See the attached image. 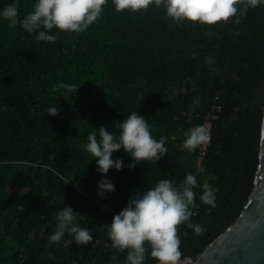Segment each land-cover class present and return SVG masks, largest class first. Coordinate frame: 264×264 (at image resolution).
<instances>
[{
  "label": "trees",
  "instance_id": "obj_1",
  "mask_svg": "<svg viewBox=\"0 0 264 264\" xmlns=\"http://www.w3.org/2000/svg\"><path fill=\"white\" fill-rule=\"evenodd\" d=\"M11 2L0 0V7ZM34 3L19 0V16ZM52 31L55 42L38 41L0 19V218L2 239L16 245L7 255L0 248V264H124L126 252L113 248L107 235L113 216L130 196L163 178L179 186L187 173L216 191L217 206L210 208L197 187L193 215L178 226L180 259L197 260L238 221L255 188L264 118V6L250 8L239 23L207 25L173 21L163 7L116 12L108 0L85 32ZM61 83L81 87L64 95ZM53 105L61 108L57 117L46 113ZM133 111L164 140L167 155L129 169L131 157L114 152L124 167L109 170L115 191L101 198L102 175L81 145L92 127L118 136L115 123ZM213 115L211 145L199 166L200 146L183 149L184 133ZM65 205L81 215V227L96 230L88 246L49 243ZM195 224L205 231L194 234ZM146 264H156L147 253Z\"/></svg>",
  "mask_w": 264,
  "mask_h": 264
},
{
  "label": "clouds",
  "instance_id": "obj_2",
  "mask_svg": "<svg viewBox=\"0 0 264 264\" xmlns=\"http://www.w3.org/2000/svg\"><path fill=\"white\" fill-rule=\"evenodd\" d=\"M107 3L108 0H35L33 10L21 18L19 0H12L0 7V19L6 21L9 27L19 24L27 33H35L38 41L55 42L57 35L52 30L83 33L98 22ZM111 3L116 12H141L150 7H163L165 15L173 21L207 25L230 19L239 23L250 8L264 6V0H111ZM60 87L65 90L64 95H76L81 86L61 83ZM46 113L57 117L61 108L48 106ZM115 128L118 129V136L105 126L92 127L86 142L81 145L83 151L95 158L96 171L102 175L98 181L101 198L105 197V193L115 191L114 184L107 178L109 170L115 168L119 171L124 167L122 159L113 158L114 152L123 149L131 157L129 169L142 161L158 163L168 152L164 140H157L152 135V125L148 120L135 111L117 121ZM184 137L181 146L189 152H194L211 138L204 125L190 128ZM197 187L202 188L200 201L215 208V189L207 181L199 185L192 173H187L179 186L163 178L140 195L129 197L126 207L113 216L107 230L112 247L126 252L124 264H146V253L155 259L156 264H177L181 257L178 226L188 223L193 215L190 206L195 203L197 193L194 190ZM80 216L69 205L60 209L56 215L55 231L48 237L49 243L91 244L96 230L81 227L77 222ZM191 227L196 235L205 231L199 224ZM65 236L70 239L65 240Z\"/></svg>",
  "mask_w": 264,
  "mask_h": 264
},
{
  "label": "water",
  "instance_id": "obj_3",
  "mask_svg": "<svg viewBox=\"0 0 264 264\" xmlns=\"http://www.w3.org/2000/svg\"><path fill=\"white\" fill-rule=\"evenodd\" d=\"M254 191L242 215L195 264H264V118Z\"/></svg>",
  "mask_w": 264,
  "mask_h": 264
},
{
  "label": "built area",
  "instance_id": "obj_4",
  "mask_svg": "<svg viewBox=\"0 0 264 264\" xmlns=\"http://www.w3.org/2000/svg\"><path fill=\"white\" fill-rule=\"evenodd\" d=\"M215 110H221V107L215 108ZM213 118H215L214 115L213 116H210L208 118V121L205 124V127L208 129V131H209L210 134H211L212 119ZM210 145H211V141H209L208 143L203 144V145L200 146L199 166L202 165L203 158L206 156ZM179 261L180 262L182 261L184 264H195V262H196V260L193 259V258H191V257H187V258H185L183 260L179 259Z\"/></svg>",
  "mask_w": 264,
  "mask_h": 264
},
{
  "label": "rangeland",
  "instance_id": "obj_5",
  "mask_svg": "<svg viewBox=\"0 0 264 264\" xmlns=\"http://www.w3.org/2000/svg\"><path fill=\"white\" fill-rule=\"evenodd\" d=\"M4 230H3V222L0 218V248L3 249L4 255L11 254V248H15L16 245L12 243L9 239H2L4 238ZM177 264H184L182 261H178Z\"/></svg>",
  "mask_w": 264,
  "mask_h": 264
}]
</instances>
